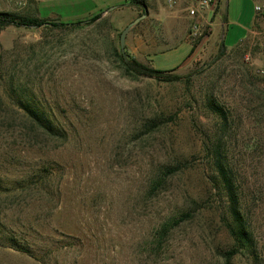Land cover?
I'll return each mask as SVG.
<instances>
[{
	"label": "rangeland",
	"instance_id": "rangeland-1",
	"mask_svg": "<svg viewBox=\"0 0 264 264\" xmlns=\"http://www.w3.org/2000/svg\"><path fill=\"white\" fill-rule=\"evenodd\" d=\"M125 1L0 0L47 23L104 10L0 26V264H264V0H231L229 49L186 66L188 45L154 21L124 58L146 12L109 11ZM128 57L181 79L131 75Z\"/></svg>",
	"mask_w": 264,
	"mask_h": 264
},
{
	"label": "crops",
	"instance_id": "crops-1",
	"mask_svg": "<svg viewBox=\"0 0 264 264\" xmlns=\"http://www.w3.org/2000/svg\"><path fill=\"white\" fill-rule=\"evenodd\" d=\"M197 1L198 0H175V6L170 7L167 5V0H145L146 14L144 15H147V17L141 20L134 27L144 25L145 23L149 24L153 21L157 22V24L161 26L164 25L167 35L166 39H178L180 43L176 47H179L182 44L188 45L189 51L187 56L195 47L193 41H198L197 43L201 42L200 46L197 48V54L195 58L201 57L207 50L211 51L214 49L217 41L220 40L225 45L226 39L224 33L226 30H228L230 25L241 24L240 22L243 9L239 7V12L236 11L237 13H235L234 19H232L230 14L231 0H213L211 7L205 11H199L197 16L192 17L189 15V9L193 8ZM125 2H132V0H126ZM162 2L165 4V8L162 7ZM115 4V7L119 9H127L128 7L137 9V6L132 4ZM255 5V8L257 9L259 5L256 1ZM236 9H238V6ZM256 17L257 14L256 16L252 17L250 21H248L249 27L247 28V32L243 35L240 42L243 41L247 36L248 31L254 24ZM205 30L207 33L203 36ZM198 38L199 40H196ZM238 44H236L234 47H236ZM225 48L229 49L227 46H225Z\"/></svg>",
	"mask_w": 264,
	"mask_h": 264
},
{
	"label": "trees",
	"instance_id": "trees-1",
	"mask_svg": "<svg viewBox=\"0 0 264 264\" xmlns=\"http://www.w3.org/2000/svg\"><path fill=\"white\" fill-rule=\"evenodd\" d=\"M132 5H138L141 7L145 6V0H132V2H129ZM120 7V6H118ZM117 8V7H116ZM104 11L91 16L92 18H90L87 21H82L79 22L78 24H73V23H47L45 20H41L39 18H30V17H19L13 14H9V13H3L0 12V26L1 27H8V26H17V27H26V28H41L43 26H52V27H60V26H76V25H81L84 23H89V24H93L96 21H98L103 14ZM145 12V11H144ZM146 14V12H145ZM201 42L195 44L194 49L191 51V53L187 56V58L184 60L182 65H188L196 56L197 54V48L200 46ZM224 48L225 45L224 43H222ZM123 64L126 66V70L129 74L134 75V76H139V77H145V78H150V79H156L158 81L161 82H167V83H171L174 81H178L181 79V77L179 76H172L171 73L180 69L182 67L179 66L176 69L172 70V71H167V72H163V71H158L155 69H150L145 67L143 64H141L140 62H138L135 59H132L130 57H128V60H124L123 58H121ZM28 110H30V108H27ZM33 114H31V120L34 121L35 123H37V125L39 126L40 129L44 130L45 133H48L49 135H57V130L55 127V124H53L54 122H52L51 120H49L47 117H45V114L41 111H39V114H36L35 112H32ZM32 122V123H34ZM34 123V124H35ZM229 184V183H227ZM189 217L188 214H182L180 216V218L178 220H173L172 225H179L182 222L185 221V219ZM239 222V221H237ZM172 226H170L169 224H165L163 225L161 232H163L164 234H169L170 230H171ZM238 232H236V236H237V240L239 241L240 245L245 246V240H246V235L244 234L243 229H241L240 227H238ZM242 246V247H243ZM20 251L22 252H26V249L23 247L19 248Z\"/></svg>",
	"mask_w": 264,
	"mask_h": 264
},
{
	"label": "built area",
	"instance_id": "built-area-1",
	"mask_svg": "<svg viewBox=\"0 0 264 264\" xmlns=\"http://www.w3.org/2000/svg\"><path fill=\"white\" fill-rule=\"evenodd\" d=\"M169 3L171 6H174L176 4L175 0H169ZM212 4L213 0H198L195 6L189 9V15L195 17L199 13V11H205L206 9L211 7ZM259 10L260 8L258 7L257 11Z\"/></svg>",
	"mask_w": 264,
	"mask_h": 264
},
{
	"label": "water",
	"instance_id": "water-1",
	"mask_svg": "<svg viewBox=\"0 0 264 264\" xmlns=\"http://www.w3.org/2000/svg\"><path fill=\"white\" fill-rule=\"evenodd\" d=\"M116 9V7L111 8L109 11H114ZM147 17V15H142L141 17L137 18L134 22L130 23L125 30L122 32L121 34V38H120V44H121V51L122 54L124 56V58L126 59V52H125V44H126V39H127V35L130 32V30L137 25L141 20L145 19Z\"/></svg>",
	"mask_w": 264,
	"mask_h": 264
}]
</instances>
